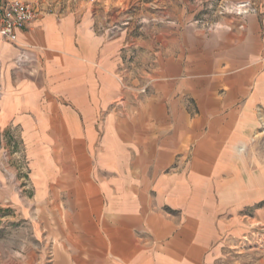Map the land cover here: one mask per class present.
Wrapping results in <instances>:
<instances>
[{
  "label": "crops",
  "instance_id": "1",
  "mask_svg": "<svg viewBox=\"0 0 264 264\" xmlns=\"http://www.w3.org/2000/svg\"><path fill=\"white\" fill-rule=\"evenodd\" d=\"M102 18L87 1L0 34L2 144L26 148L37 209L68 218L53 264H209L220 170L238 205L264 201V165L246 180L240 164L264 120V11L196 29L182 78L163 65L142 84Z\"/></svg>",
  "mask_w": 264,
  "mask_h": 264
},
{
  "label": "rangeland",
  "instance_id": "2",
  "mask_svg": "<svg viewBox=\"0 0 264 264\" xmlns=\"http://www.w3.org/2000/svg\"><path fill=\"white\" fill-rule=\"evenodd\" d=\"M29 1L40 10L60 13L75 10L87 1L94 2L104 17L109 38L123 36L126 77L140 84L149 78L152 69L157 71L163 65L170 67L171 77L182 78V55L186 54V60L187 55L193 54L196 29L215 30L221 20L264 11V0ZM244 2L250 7H240ZM259 123L248 146L241 147L244 159L240 164L246 180L248 171L253 170L244 169L245 162L252 160L257 174L264 165V120ZM1 160L11 177L0 172V264H53L59 251L67 250L68 218L59 216L56 210L37 209L25 147L18 146L14 152L4 145ZM232 177V170H220L213 186L214 197L206 203V218L215 230L209 264H264V201L238 205L232 186L228 185Z\"/></svg>",
  "mask_w": 264,
  "mask_h": 264
},
{
  "label": "built area",
  "instance_id": "3",
  "mask_svg": "<svg viewBox=\"0 0 264 264\" xmlns=\"http://www.w3.org/2000/svg\"><path fill=\"white\" fill-rule=\"evenodd\" d=\"M240 7L248 8L250 3L244 2ZM40 8L28 1L9 0L0 1V34L10 41L17 40V29H23L32 24L39 15ZM36 60V54L30 49H21L15 57V64L20 68H27ZM3 98L2 67L0 65V104ZM1 150H4L2 145ZM8 150H5L4 156ZM6 157V156H5ZM0 172L6 177H11V173L6 168L4 161H0ZM2 181L0 179V196Z\"/></svg>",
  "mask_w": 264,
  "mask_h": 264
},
{
  "label": "water",
  "instance_id": "4",
  "mask_svg": "<svg viewBox=\"0 0 264 264\" xmlns=\"http://www.w3.org/2000/svg\"><path fill=\"white\" fill-rule=\"evenodd\" d=\"M2 135L0 134V150H1V148H2Z\"/></svg>",
  "mask_w": 264,
  "mask_h": 264
}]
</instances>
